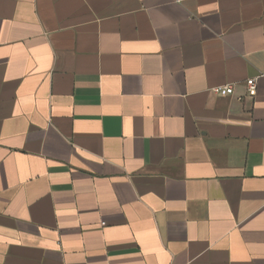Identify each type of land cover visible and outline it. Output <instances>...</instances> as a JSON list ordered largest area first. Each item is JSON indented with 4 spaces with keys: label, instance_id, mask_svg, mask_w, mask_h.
<instances>
[{
    "label": "crops",
    "instance_id": "0c3cea01",
    "mask_svg": "<svg viewBox=\"0 0 264 264\" xmlns=\"http://www.w3.org/2000/svg\"><path fill=\"white\" fill-rule=\"evenodd\" d=\"M0 264H264V0H0Z\"/></svg>",
    "mask_w": 264,
    "mask_h": 264
},
{
    "label": "built area",
    "instance_id": "2783aa9c",
    "mask_svg": "<svg viewBox=\"0 0 264 264\" xmlns=\"http://www.w3.org/2000/svg\"><path fill=\"white\" fill-rule=\"evenodd\" d=\"M246 84V92L247 94L252 97L256 93V78H249L245 81ZM214 92L222 95L232 94L233 93V85L227 84V85H220L214 89Z\"/></svg>",
    "mask_w": 264,
    "mask_h": 264
}]
</instances>
